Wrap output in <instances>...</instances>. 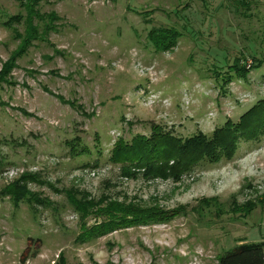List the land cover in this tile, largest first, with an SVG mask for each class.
Returning <instances> with one entry per match:
<instances>
[{"label": "rangeland", "instance_id": "1", "mask_svg": "<svg viewBox=\"0 0 264 264\" xmlns=\"http://www.w3.org/2000/svg\"><path fill=\"white\" fill-rule=\"evenodd\" d=\"M261 101L264 0H0V264H218L264 242V118L213 140ZM158 133L205 147L175 172L119 160Z\"/></svg>", "mask_w": 264, "mask_h": 264}, {"label": "trees", "instance_id": "2", "mask_svg": "<svg viewBox=\"0 0 264 264\" xmlns=\"http://www.w3.org/2000/svg\"><path fill=\"white\" fill-rule=\"evenodd\" d=\"M174 32L175 30L172 28L162 30L156 29L150 33V39L156 45L160 44V41H164L165 43H163V45L169 46L175 42L176 34ZM244 118L245 120L247 119V123L243 124L245 120L241 121L238 128L233 129V127L225 126L215 131L213 140L216 143V147L222 150H230V144L236 139L235 136L237 132L243 133V131H247L248 134L252 135V133L260 128V125L257 126V123L264 118V101H261L250 112H247ZM138 138L139 139L135 138L131 145H124L123 151L119 154V160L124 163L127 161L149 163L153 159H155L153 161L160 159L158 162L162 163V165L156 166L155 169L165 172H170L171 170L172 172L177 171V168H175L178 166L176 162L180 163V165L185 163L192 157L189 156L191 154L190 152H195V150L197 151L196 153L199 151L203 152L205 147L204 143L199 140L196 142L197 144L192 147L194 150L188 151V149H190V144L184 146L182 140L179 138H175L172 135L163 136L160 135V133L157 135L155 134L151 138ZM170 144H174L172 148ZM170 161L173 162L171 166L168 164ZM112 221L115 223L117 222V220ZM124 222H127V220ZM120 225L121 224H117V226H114L111 230ZM101 230L100 224H95L89 236L92 235V233L100 235L103 233L100 232ZM218 264H264V242H244L234 245L219 257Z\"/></svg>", "mask_w": 264, "mask_h": 264}]
</instances>
